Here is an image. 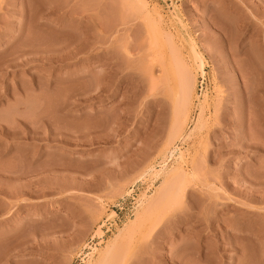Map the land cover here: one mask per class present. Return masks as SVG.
I'll return each instance as SVG.
<instances>
[{
  "label": "rangeland",
  "instance_id": "1",
  "mask_svg": "<svg viewBox=\"0 0 264 264\" xmlns=\"http://www.w3.org/2000/svg\"><path fill=\"white\" fill-rule=\"evenodd\" d=\"M263 196L264 0H0V264H264Z\"/></svg>",
  "mask_w": 264,
  "mask_h": 264
},
{
  "label": "bare ground",
  "instance_id": "2",
  "mask_svg": "<svg viewBox=\"0 0 264 264\" xmlns=\"http://www.w3.org/2000/svg\"><path fill=\"white\" fill-rule=\"evenodd\" d=\"M185 86H184V90H183V95L185 96L186 95V91H187V86H186V82H185V84H184ZM185 99V98H184ZM186 100H184V102H185ZM202 119V118H201ZM200 119H198V121H199ZM197 125V124H196ZM201 125V124H200ZM179 126L180 125H178V128H179ZM179 171V170H178ZM177 171V172H178ZM165 181V180H164ZM169 181V179H167V181H165L163 184L164 185H166V183ZM171 182V181H170ZM168 184V183H167ZM262 197V196H261ZM264 197V196H263ZM259 199H261V198H259ZM263 201H264V199H263ZM108 217H110V216H108ZM130 227V226H129ZM108 255V254H107ZM103 257H106L105 255L103 256ZM103 259V258H102ZM98 262H100V263H97V264H101V262L102 261H98Z\"/></svg>",
  "mask_w": 264,
  "mask_h": 264
},
{
  "label": "built area",
  "instance_id": "3",
  "mask_svg": "<svg viewBox=\"0 0 264 264\" xmlns=\"http://www.w3.org/2000/svg\"><path fill=\"white\" fill-rule=\"evenodd\" d=\"M110 222L111 221H109L108 219H106V225H105V227H107L108 229H110V227L108 226V225H110Z\"/></svg>",
  "mask_w": 264,
  "mask_h": 264
}]
</instances>
